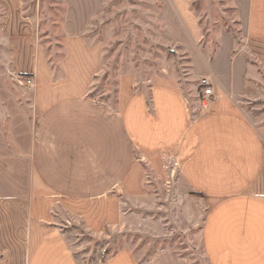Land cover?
<instances>
[{"label":"crops","instance_id":"1","mask_svg":"<svg viewBox=\"0 0 264 264\" xmlns=\"http://www.w3.org/2000/svg\"><path fill=\"white\" fill-rule=\"evenodd\" d=\"M12 1L16 14L9 7L2 17L7 61L19 83L32 78L34 85L29 108L10 100L0 115V264L13 257L14 264H88L63 212L93 233L117 225L120 191L147 195L142 162L164 179L169 158L180 187L207 205L201 235L210 263L264 264V131L239 104L264 70V0H236L246 42L225 36L208 61L197 48L202 31L190 0H159L165 36L186 46L214 94L194 106L177 74L130 71L119 78L116 107L88 96L105 48L85 33L104 0H64V76L56 80L35 19ZM97 264L190 262L169 248L141 261L124 247Z\"/></svg>","mask_w":264,"mask_h":264},{"label":"rangeland","instance_id":"2","mask_svg":"<svg viewBox=\"0 0 264 264\" xmlns=\"http://www.w3.org/2000/svg\"><path fill=\"white\" fill-rule=\"evenodd\" d=\"M158 1L104 0L102 12L93 18L85 33L90 43L101 41L105 48L106 66L95 80L96 98L110 95L112 100L118 78L125 72L134 71L145 77L172 72L188 83V96L193 105L201 104L202 76L192 66L186 46L165 36ZM17 2L24 14L35 19V34L44 55L59 63L65 34L62 27L65 1ZM12 6L14 1L0 0V93L6 92V96H0V115L4 114L3 106L10 100L24 109L29 108L32 94L31 87L18 82L20 76L13 72L7 61L11 48L6 42L8 34L2 17L9 7L16 14ZM190 7L202 31L197 48L207 61L225 36L232 37L237 44L246 42L242 21L236 13V0H190ZM261 74L260 78L250 81L255 92L242 97L239 104L243 113L264 131V70ZM166 165L164 179L154 172L146 180L145 198L129 199L120 191L121 220L117 225L106 226L101 233L90 232L78 219L63 212V222L72 232L79 259L97 264L113 252L130 247L141 261H145L169 248L176 255L186 257L190 264H211L204 252L201 235L207 205L203 197L180 187L181 172L174 160L169 158ZM16 260L13 257L8 264H14Z\"/></svg>","mask_w":264,"mask_h":264},{"label":"trees","instance_id":"3","mask_svg":"<svg viewBox=\"0 0 264 264\" xmlns=\"http://www.w3.org/2000/svg\"><path fill=\"white\" fill-rule=\"evenodd\" d=\"M62 49H63V47H62ZM64 56H65L64 49H63V53L61 55V59H60L59 63H55V61H53L51 58H48V57L45 56L46 59H47L48 65L50 66V68L52 70V78L54 80H56L57 78H60V77L64 76V68L62 66V60H63ZM105 61H106V56L104 55V65H103V69L106 66V62ZM59 69H60V71H59ZM103 69H102V71H103ZM100 74L95 75L94 81L92 82V85L90 87V92H89L88 96L91 97V98H94V99H99V100H103V101L106 100V101L110 102V104L113 107H116L117 101H118L119 78H118L117 86L115 88L114 98L112 100H110V98H111L110 95H107L106 98H96L94 96V90H95V84H96L95 83V80L98 79V77L100 76ZM25 76H28V75H25ZM142 163H143V166H144V169H145V177H146L145 180H147L154 173V170H153V168L148 163H146V162H142Z\"/></svg>","mask_w":264,"mask_h":264},{"label":"built area","instance_id":"4","mask_svg":"<svg viewBox=\"0 0 264 264\" xmlns=\"http://www.w3.org/2000/svg\"><path fill=\"white\" fill-rule=\"evenodd\" d=\"M20 83L24 84L26 87H33L34 83L32 78H28L24 81H20ZM201 85L203 86V95L204 97H211L214 94L213 90V81L211 76H205L201 78ZM203 97H201L202 99Z\"/></svg>","mask_w":264,"mask_h":264}]
</instances>
